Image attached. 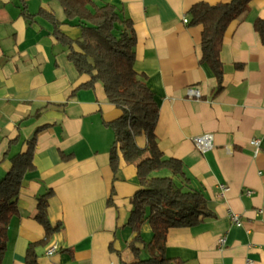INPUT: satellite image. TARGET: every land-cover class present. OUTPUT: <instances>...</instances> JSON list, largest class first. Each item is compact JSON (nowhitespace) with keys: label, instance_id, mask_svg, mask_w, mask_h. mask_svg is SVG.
<instances>
[{"label":"crops","instance_id":"obj_1","mask_svg":"<svg viewBox=\"0 0 264 264\" xmlns=\"http://www.w3.org/2000/svg\"><path fill=\"white\" fill-rule=\"evenodd\" d=\"M100 1L120 6L130 18L134 69L145 75L158 104V148L183 162L190 186L205 194L212 213L196 225L169 228L165 255L182 264H264V41L253 27L264 17V0H250L227 26L220 48L223 88L216 94L211 69L199 62L201 26L183 18L189 19L187 10L195 2L228 0ZM41 8L52 10L60 22L65 19L57 0H0V178L10 157L39 129L34 169L23 177L0 264H27L28 243L44 234L35 219L36 197L48 189V217L61 229L37 248V264L129 263L134 255L127 243L134 233L126 222L138 178L134 163L121 155L112 171L113 132L104 125L120 109L100 83L81 86L88 76L67 58L53 23L37 13ZM60 28L70 37L80 32L68 24ZM190 86L198 97L187 94ZM203 133L213 135V146L200 151L192 139ZM253 138L258 147L250 143ZM135 141L145 146L143 135ZM231 213L239 216L240 226ZM149 232L145 222L142 234ZM53 243L58 248L47 255Z\"/></svg>","mask_w":264,"mask_h":264},{"label":"trees","instance_id":"obj_2","mask_svg":"<svg viewBox=\"0 0 264 264\" xmlns=\"http://www.w3.org/2000/svg\"><path fill=\"white\" fill-rule=\"evenodd\" d=\"M57 1L65 14L63 21H58L52 10L41 8L37 13L53 23V34L66 46L67 58L79 74L88 76L81 86L92 87L96 82L100 83L108 101L120 109L116 118L104 121L113 132L109 165L115 171L121 155L136 167L138 186L130 198L131 209L126 222L134 233L127 243L134 259L129 263L123 261V264H182L180 259L165 255L168 229L196 225L212 213L207 207L205 194L190 186L183 162L165 156L158 148L155 134L158 104L146 84L145 75L134 69L136 36L133 24L120 6L108 1ZM249 2L228 0L210 4L198 1L187 10L188 24L201 26L199 62L206 64L214 75V94L223 88L220 48L224 32L233 19L248 9ZM22 12L30 15L24 7ZM61 24L78 27L79 35L68 36L60 28ZM253 27L264 41V17L256 18ZM37 131L25 142L23 151L10 157V165L0 178V259L7 246V225L18 214L17 197L23 177L34 169ZM139 135L146 139L144 147L136 144L135 138ZM161 170L169 171L171 176L151 175ZM173 177L180 181V185ZM51 194L52 190L48 189L36 197L35 219L43 227L44 234L41 239L28 243L24 257L27 264H37V248L46 245L61 229L60 222L52 223L48 217ZM145 222L151 230L148 240L142 234ZM144 250L146 257H142Z\"/></svg>","mask_w":264,"mask_h":264},{"label":"built area","instance_id":"obj_3","mask_svg":"<svg viewBox=\"0 0 264 264\" xmlns=\"http://www.w3.org/2000/svg\"><path fill=\"white\" fill-rule=\"evenodd\" d=\"M184 22H187L188 19L187 18H183ZM187 94L192 97V96H196L198 97L200 95L199 91L195 88V87H187L186 89ZM193 142L195 147L200 150V151H205L208 150L210 148H212L213 146V135L211 133H203L200 135H196L193 137ZM259 139L258 138H253L250 143L255 145L256 147L259 146ZM220 190H221V194L223 195V193L226 191L227 186L226 184L222 183L218 185ZM230 219L232 220V222L234 224H236L237 226H240L242 224V221L239 219V216L236 213H231L230 214ZM224 242V237H220L219 238V243L223 244ZM57 245L55 243H53L52 245H50L47 249H46V254L47 255H51L53 254L56 250H57ZM245 264H250L249 260L246 261Z\"/></svg>","mask_w":264,"mask_h":264},{"label":"rangeland","instance_id":"obj_4","mask_svg":"<svg viewBox=\"0 0 264 264\" xmlns=\"http://www.w3.org/2000/svg\"><path fill=\"white\" fill-rule=\"evenodd\" d=\"M150 236H151V232H149L148 234L145 233V234H144V239H145V240H148V239L150 238ZM146 256H147V253H146V251L144 250V251L142 252V257H146Z\"/></svg>","mask_w":264,"mask_h":264}]
</instances>
